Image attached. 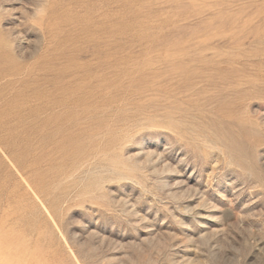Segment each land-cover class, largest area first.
Listing matches in <instances>:
<instances>
[{
  "label": "rangeland",
  "instance_id": "obj_1",
  "mask_svg": "<svg viewBox=\"0 0 264 264\" xmlns=\"http://www.w3.org/2000/svg\"><path fill=\"white\" fill-rule=\"evenodd\" d=\"M0 264H264V0H0Z\"/></svg>",
  "mask_w": 264,
  "mask_h": 264
}]
</instances>
